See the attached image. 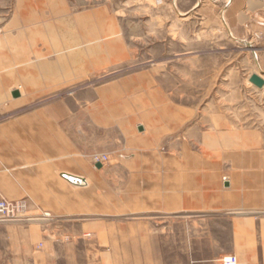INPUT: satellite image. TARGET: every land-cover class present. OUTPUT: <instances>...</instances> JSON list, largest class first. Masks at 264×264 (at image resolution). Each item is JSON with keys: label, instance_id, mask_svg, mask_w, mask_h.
I'll return each mask as SVG.
<instances>
[{"label": "rangeland", "instance_id": "1", "mask_svg": "<svg viewBox=\"0 0 264 264\" xmlns=\"http://www.w3.org/2000/svg\"><path fill=\"white\" fill-rule=\"evenodd\" d=\"M255 74L264 78V0H0V199L25 203L0 220V264H189L187 214L145 217L141 201L187 171L228 187L264 171ZM17 127L88 183L57 172L41 187L10 153ZM123 201L125 236L104 224ZM80 208L104 225L82 232ZM215 231L195 239L223 250L207 264L238 259L231 221L220 240Z\"/></svg>", "mask_w": 264, "mask_h": 264}, {"label": "crops", "instance_id": "2", "mask_svg": "<svg viewBox=\"0 0 264 264\" xmlns=\"http://www.w3.org/2000/svg\"><path fill=\"white\" fill-rule=\"evenodd\" d=\"M15 135H21V138L15 142V139L11 137L10 153L16 158V163L30 165L33 167V172L39 173L37 179L42 182L41 187H55L56 183L53 182L61 181L55 174L57 172L61 174L63 180L76 186H82L84 181L88 183L86 177L66 172L65 165L61 160L64 156L45 151L40 143L32 146L24 139V133L19 130V127H17ZM1 139L4 140V137L1 136ZM67 174L80 178L72 180L67 177ZM177 178L176 182H171L170 185L159 183L153 192L155 201L152 202L150 198L141 201L139 213L144 214L145 217L154 214L156 218L183 212L187 214V258L189 264L217 262L223 250L214 247L209 250L206 245L195 242V239L200 237V240H205L207 236H210L214 241L217 229V236L220 240L221 236L227 234L228 220L232 224V234L235 240L234 253L238 256V264H264V171L241 172L236 178L235 184L229 187L220 185L218 181L209 183L205 180H198L196 182L193 170L187 171L185 175L179 173ZM2 194L4 195V192L0 191V195ZM27 196L32 197V202L38 203V199L29 194H16L7 197L10 200H16ZM228 203L230 204L228 205ZM123 206V210L126 208V212L114 213L113 222L104 224L115 229L122 227V234L125 236V233L129 235L130 231L129 227H125L124 220L130 217L131 211L129 203L125 207L123 201ZM117 208L119 209V207ZM79 215H81L80 228L82 232L85 226L89 227L88 230H92L94 226L104 225L101 221H96L93 212H84L80 208ZM87 215H90L91 218L84 217ZM158 226L156 221V235L160 230ZM146 230L145 228L144 232L140 234L145 235ZM160 233L162 234V231ZM207 250L211 253L210 255L204 254Z\"/></svg>", "mask_w": 264, "mask_h": 264}, {"label": "built area", "instance_id": "3", "mask_svg": "<svg viewBox=\"0 0 264 264\" xmlns=\"http://www.w3.org/2000/svg\"><path fill=\"white\" fill-rule=\"evenodd\" d=\"M108 155H95L94 162L96 164H104L108 161ZM24 202L13 203L11 201H7L5 199H0V220L7 221V219L15 217V212L19 209H24ZM18 218H14L17 220ZM222 264H238V259L235 255H228L221 258Z\"/></svg>", "mask_w": 264, "mask_h": 264}, {"label": "water", "instance_id": "4", "mask_svg": "<svg viewBox=\"0 0 264 264\" xmlns=\"http://www.w3.org/2000/svg\"><path fill=\"white\" fill-rule=\"evenodd\" d=\"M251 81L260 87L264 85V79H262L259 75L256 74L251 77ZM14 94L17 95V93Z\"/></svg>", "mask_w": 264, "mask_h": 264}, {"label": "bare ground", "instance_id": "5", "mask_svg": "<svg viewBox=\"0 0 264 264\" xmlns=\"http://www.w3.org/2000/svg\"><path fill=\"white\" fill-rule=\"evenodd\" d=\"M264 79V78H263ZM67 177L68 178H70V179H72V180H76V179H79V178H77V177H75L74 175H71V174H67ZM80 182H81V180H80ZM86 184V182L84 181V182H82V184ZM80 184V183H79ZM230 255H233V254H230ZM228 256V255H227Z\"/></svg>", "mask_w": 264, "mask_h": 264}]
</instances>
